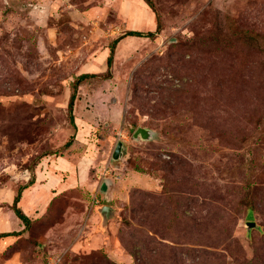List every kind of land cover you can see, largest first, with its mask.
Listing matches in <instances>:
<instances>
[{
  "label": "rangeland",
  "instance_id": "374dc122",
  "mask_svg": "<svg viewBox=\"0 0 264 264\" xmlns=\"http://www.w3.org/2000/svg\"><path fill=\"white\" fill-rule=\"evenodd\" d=\"M150 1L0 0V264H264V0Z\"/></svg>",
  "mask_w": 264,
  "mask_h": 264
},
{
  "label": "trees",
  "instance_id": "16d2710c",
  "mask_svg": "<svg viewBox=\"0 0 264 264\" xmlns=\"http://www.w3.org/2000/svg\"><path fill=\"white\" fill-rule=\"evenodd\" d=\"M144 2L150 7L152 8V4H151V1L150 0H144ZM152 11L153 8H152ZM155 12V11H154ZM157 33V30L156 32ZM155 33H152V32H138V31H127L126 33H124L122 36L118 37L117 39H115L110 47V54L109 56L107 57V67L110 68L111 64H112V60H113V53H114V46L115 44H117V42L119 40H121L122 38L124 37H144V38H148V37H153ZM108 73H109V69H108ZM89 74H82V75H79L78 79H77V82L85 79L86 77H88ZM74 100H75V95L72 94L70 95V98H69V102H68V111L70 113V120L73 121V118H72V109H73V103H74ZM69 144V142L66 144V146ZM20 195H21V189H19L17 191V194L16 196L14 197L13 199V205H12V209L14 211V214L15 216L20 219L22 221V223L24 224V227L27 228L29 225H30V220L29 218L21 211V209H19L17 207V203L19 202L20 200ZM15 233L14 232H10V233H1L0 234V238L1 237H5V236H11V235H14Z\"/></svg>",
  "mask_w": 264,
  "mask_h": 264
},
{
  "label": "water",
  "instance_id": "95a60500",
  "mask_svg": "<svg viewBox=\"0 0 264 264\" xmlns=\"http://www.w3.org/2000/svg\"><path fill=\"white\" fill-rule=\"evenodd\" d=\"M153 137V132L149 129H146V128H141V127H138L134 133H133V138L134 139H141V140H150L152 139ZM122 150V142H118L116 147H115V150L113 152V155H112V160H117L119 158H121V152ZM99 212L101 213L103 219H106V218H109L111 217L113 211L110 207H107V206H103L99 209ZM255 223L254 222H247L246 223V227H247V230L249 231L251 227H255Z\"/></svg>",
  "mask_w": 264,
  "mask_h": 264
}]
</instances>
